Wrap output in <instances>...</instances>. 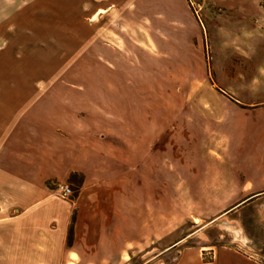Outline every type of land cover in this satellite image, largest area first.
<instances>
[{"label": "rangeland", "instance_id": "obj_1", "mask_svg": "<svg viewBox=\"0 0 264 264\" xmlns=\"http://www.w3.org/2000/svg\"><path fill=\"white\" fill-rule=\"evenodd\" d=\"M84 7L0 0V120L13 108L39 110L32 123L44 131L37 142L45 150L53 132L103 135L119 176L111 186L125 194L111 207L123 216L105 236L114 243L103 258L51 264H214L212 247L229 240L224 224L237 219L238 205L264 203V194L252 199L264 192L255 182L264 176V0L237 12L210 6L201 19L190 0L174 18ZM20 128L0 127V144L9 131L24 160ZM132 164L134 178L120 173ZM82 182L78 174L67 182L68 200ZM244 218L264 236L260 210ZM97 229L74 219L70 237ZM0 264L48 262L24 254Z\"/></svg>", "mask_w": 264, "mask_h": 264}, {"label": "crops", "instance_id": "obj_2", "mask_svg": "<svg viewBox=\"0 0 264 264\" xmlns=\"http://www.w3.org/2000/svg\"><path fill=\"white\" fill-rule=\"evenodd\" d=\"M197 1L203 5L202 17L210 6L237 12L248 10L247 5L254 3V0ZM21 2L64 4L76 2L84 5V10H87V5H93L105 13L121 12L123 8H128V14L133 17L139 14V17L151 19L154 17L150 15L152 12L158 13V17L161 18L177 17L179 10L183 12L187 0H21ZM153 4L159 5L155 11H151ZM105 6L106 8H101ZM57 111H51L50 115H55ZM39 112L32 107H17L11 111H4L2 115L9 118L0 120V127L4 126V130L17 126L24 128L21 132V128L17 130L14 136H17L16 142L19 137L27 141L26 147H30L23 150L24 160L20 159L22 150H19L18 143L15 144L11 140L9 131L5 133L0 144V261L3 263L9 259H18L24 257V254H31L33 259L46 260L48 264L57 257L71 259L74 255L77 259L103 258L104 251L114 243V240L105 239V236L114 235L113 230L119 228L123 216L122 214L120 217L121 212L111 211V207L117 202L115 197L125 196L119 188L111 186L115 178L119 179V176L115 175L117 170L114 171L112 168V152L102 147L107 144L103 135L92 137L91 134L80 131L73 132L71 138L58 131L53 132L49 135L53 143L48 144V150H45V147H41L37 142L44 131L36 129L38 124L32 123L33 117L40 115ZM80 127L81 125L77 126ZM36 155H39L38 160L33 162L32 157ZM120 173L134 178V165H123ZM76 174L83 177L78 194L72 200L59 198L55 189H51V185L72 182V177ZM255 182L263 186L264 176L255 178ZM263 194L264 192L254 194L252 199L258 200ZM104 196L111 197L110 209L105 208ZM126 197L128 206L125 207V211L128 213L127 227L130 229L133 228L131 226H135V208L133 204L130 206L132 199L129 193ZM248 201L238 205V209L235 210L237 219L225 222L224 227L226 234H229V240L226 244L212 247L215 250L214 264H264L263 232L259 231L253 235L250 229L253 227L251 225L253 221L244 218L247 212L254 208L264 215V203L250 205L252 203H247ZM74 219L79 228L85 227L87 231L96 227L99 229L97 234L94 230L90 236L88 233V236L84 234V237L77 235L68 246V229L73 226ZM261 225L264 227L263 222ZM105 228L107 231H104ZM229 228L238 230L245 242L235 239ZM109 229L112 231L109 232ZM191 264L204 263L195 261Z\"/></svg>", "mask_w": 264, "mask_h": 264}, {"label": "built area", "instance_id": "obj_3", "mask_svg": "<svg viewBox=\"0 0 264 264\" xmlns=\"http://www.w3.org/2000/svg\"><path fill=\"white\" fill-rule=\"evenodd\" d=\"M190 1L194 8L195 16L201 19L202 10H203L202 3L198 2L197 0L195 1L190 0ZM54 188H55V193L62 199H71L74 195V190L69 184L55 183Z\"/></svg>", "mask_w": 264, "mask_h": 264}, {"label": "bare ground", "instance_id": "obj_4", "mask_svg": "<svg viewBox=\"0 0 264 264\" xmlns=\"http://www.w3.org/2000/svg\"><path fill=\"white\" fill-rule=\"evenodd\" d=\"M229 230H231L232 232H233V235H234V238L235 239H237V240H241L243 243L245 242V240H244V238H242L241 236H240V232L238 231V230H236V229H232V228H229ZM241 241H239V242H241Z\"/></svg>", "mask_w": 264, "mask_h": 264}, {"label": "trees", "instance_id": "obj_5", "mask_svg": "<svg viewBox=\"0 0 264 264\" xmlns=\"http://www.w3.org/2000/svg\"><path fill=\"white\" fill-rule=\"evenodd\" d=\"M74 176H76V175H73V177ZM72 234H73V226H71L70 227V230H69V239H68L69 240V243H68V246H70L72 244L73 239L70 237Z\"/></svg>", "mask_w": 264, "mask_h": 264}]
</instances>
